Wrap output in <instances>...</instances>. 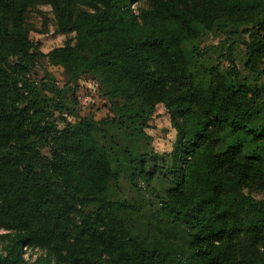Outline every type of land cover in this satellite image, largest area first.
I'll return each mask as SVG.
<instances>
[{
    "label": "trees",
    "instance_id": "1",
    "mask_svg": "<svg viewBox=\"0 0 264 264\" xmlns=\"http://www.w3.org/2000/svg\"><path fill=\"white\" fill-rule=\"evenodd\" d=\"M41 6L71 36L48 53L28 23ZM245 26L255 77L202 50ZM42 61L100 73L110 114L71 121ZM263 76L264 0H0V264H131L117 230L132 264H264ZM161 105L166 153L148 132Z\"/></svg>",
    "mask_w": 264,
    "mask_h": 264
},
{
    "label": "rangeland",
    "instance_id": "2",
    "mask_svg": "<svg viewBox=\"0 0 264 264\" xmlns=\"http://www.w3.org/2000/svg\"><path fill=\"white\" fill-rule=\"evenodd\" d=\"M144 7H146L144 3L135 5L136 10ZM28 23L32 27V39L42 43V49L45 53L63 46L71 37L55 34V17L50 6H41L31 10ZM247 29L248 26H245L240 29L213 32L204 42L202 50L232 72L243 71L249 76L255 77L263 70V65L262 60H255L251 70L246 69L244 65L245 55L249 51L248 44L252 47L256 43L255 33L252 31L247 33ZM45 68L52 74L50 83L55 92L54 96L63 100L70 111L74 112V116L70 117L71 121L77 123L80 118H95L97 120L110 114V101L100 92V73L71 81L63 69L49 67L45 61H42V68L40 67L36 71V76L40 79L45 77ZM86 98L93 99V102L86 105L84 102ZM77 127L79 129L80 125L78 124ZM148 132L153 138V147L158 153H166L172 150L176 133L171 126L170 116L162 105L158 107L155 119L151 122ZM71 173L76 181L80 183L83 192L85 194L91 193L90 185L80 180L73 169H71ZM94 184L101 189L106 187V182L99 176L94 177ZM256 198L264 199V193L256 195ZM4 233L6 232L0 230V235ZM116 236L120 246L126 253L128 262L132 264L131 248L119 230L116 231ZM0 253H2L1 243ZM41 254L42 252L39 250H28L26 257L34 261Z\"/></svg>",
    "mask_w": 264,
    "mask_h": 264
},
{
    "label": "built area",
    "instance_id": "3",
    "mask_svg": "<svg viewBox=\"0 0 264 264\" xmlns=\"http://www.w3.org/2000/svg\"><path fill=\"white\" fill-rule=\"evenodd\" d=\"M84 102H85L86 105H89V104H91L93 102V99L86 98ZM25 249H27V248H25Z\"/></svg>",
    "mask_w": 264,
    "mask_h": 264
}]
</instances>
